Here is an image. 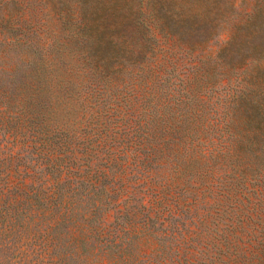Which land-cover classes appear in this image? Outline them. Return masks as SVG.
<instances>
[{
	"label": "trees",
	"instance_id": "obj_1",
	"mask_svg": "<svg viewBox=\"0 0 264 264\" xmlns=\"http://www.w3.org/2000/svg\"><path fill=\"white\" fill-rule=\"evenodd\" d=\"M261 168L264 0H0V264H253Z\"/></svg>",
	"mask_w": 264,
	"mask_h": 264
},
{
	"label": "rangeland",
	"instance_id": "obj_2",
	"mask_svg": "<svg viewBox=\"0 0 264 264\" xmlns=\"http://www.w3.org/2000/svg\"><path fill=\"white\" fill-rule=\"evenodd\" d=\"M261 175L264 176V168H261V173L258 170L256 172V177ZM259 179L250 176L248 181L241 179L242 182L239 183V186L236 184H233L235 187L223 184V188L221 186L215 189L216 195L223 193L224 196L231 198V201L227 203V198L219 195L225 207L232 212L235 210L236 213L223 214L222 212H215L218 209L215 205L212 217L202 220L204 225L206 224L205 226L200 223H198L200 227L197 225L191 226L188 239L199 238L201 242L205 243L206 240L203 237L207 234L214 237L223 232L233 233L237 236V240L233 242V250L231 251L234 252V249H241L249 252V256L254 257L253 264H264L262 262L264 261V184ZM207 196L212 197L210 192L207 193ZM210 202L213 203L214 201L210 200ZM262 202L263 207L257 208V204ZM183 247L185 249L187 246L183 244Z\"/></svg>",
	"mask_w": 264,
	"mask_h": 264
}]
</instances>
